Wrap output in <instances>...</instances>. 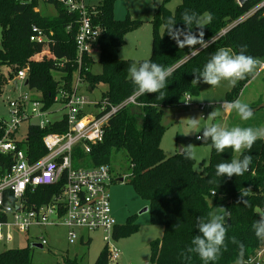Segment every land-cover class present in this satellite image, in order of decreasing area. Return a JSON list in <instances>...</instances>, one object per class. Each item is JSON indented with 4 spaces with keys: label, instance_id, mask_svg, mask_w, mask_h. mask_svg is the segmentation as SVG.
<instances>
[{
    "label": "trees",
    "instance_id": "trees-1",
    "mask_svg": "<svg viewBox=\"0 0 264 264\" xmlns=\"http://www.w3.org/2000/svg\"><path fill=\"white\" fill-rule=\"evenodd\" d=\"M47 1L55 5V15H43L37 10L38 0L28 3L0 0V95L9 79L27 67L29 89L40 92L45 106L51 107L61 90L73 91L79 66L75 43L77 16L68 13L57 0ZM116 1L98 0L97 4L96 21L103 29L98 40L101 72L93 74V58L84 56L79 73L83 81L89 83L90 90L105 85L102 97L117 105L136 94L127 70L137 61L121 58L120 49L126 43V35L142 22L130 15L117 19L114 15ZM171 1L162 0L154 7L151 55L148 58L173 70L167 78V87L162 90L165 98L159 93L143 94L136 98V104L121 108L110 120L102 143L92 146L88 153L76 148L74 165H111L115 153L125 152L130 169L125 178L141 198L148 201L151 222L164 228L162 237L150 244L153 264H204L198 255L187 253L192 238L199 234L197 218L206 217L218 205L225 207L231 213L226 218L227 250L222 249L219 259L209 264H235L239 250L231 243L233 236L245 246L244 260L254 256L264 244L252 229V224L260 218L257 209L264 211V140H257L250 152H244L253 157L250 171L243 176L219 178L215 175L216 165L236 158L233 149L218 154L211 147V141L205 140L210 145L209 162L198 170L196 160L186 159L179 153L166 154L161 145L166 131L161 117L166 108L179 105L186 95H199V86L192 83L193 72L202 70L218 49L226 48L238 54L241 46H246V55L264 58V5L244 17L263 0H249L244 5L237 0H181L173 11L168 8ZM185 10L198 15L211 13L213 19L203 29L208 46L179 48L162 29L170 16L176 19L177 27H185L181 20ZM33 26L40 28L53 42H31ZM223 30L225 33L219 35ZM192 31L198 30L194 26ZM4 66L11 70L4 71ZM54 72L60 74L59 79L53 76ZM250 79L249 75L237 82L226 94L228 102L237 98ZM63 130L65 125L54 124L46 130L31 126L27 138L29 154L33 158L43 155L46 151L43 136L48 131ZM3 132L0 126V138ZM238 158H242L240 154ZM248 189L251 191L244 197L248 201L245 205L241 202V192ZM54 190V186L39 188L38 194L43 198L37 202L47 201ZM138 229L135 216H129L125 223L115 226L114 237L119 240ZM182 253L191 259H186ZM31 261V244L0 252V264H30ZM65 264L80 263L75 257L66 259ZM93 264H110L106 246Z\"/></svg>",
    "mask_w": 264,
    "mask_h": 264
},
{
    "label": "built area",
    "instance_id": "built-area-1",
    "mask_svg": "<svg viewBox=\"0 0 264 264\" xmlns=\"http://www.w3.org/2000/svg\"><path fill=\"white\" fill-rule=\"evenodd\" d=\"M17 1L28 3L33 0ZM57 2L68 13L77 16L75 43L79 71L73 91L61 90L51 107L45 106L40 92L38 97L21 93L16 99L8 101L10 118H0V126L4 130L0 138V246L13 241L19 234L41 230L34 235L32 242L41 243L44 247L48 244V238L43 231L51 227H65L70 244L78 240L91 241L80 231H102L111 264V261L118 262L120 258L114 243V228L118 223L108 194V186L114 180L112 168L109 164L76 167L74 153L77 147L88 153L92 146L102 143L112 117L124 106L136 104L139 95L134 94L116 105L107 97L89 101L79 94L80 85L84 82L79 73L83 58L92 57L94 52L100 50L98 40L103 29L96 21L98 0ZM263 5L264 0L244 17ZM33 32L31 42H53L37 26H33ZM260 68H264V63ZM26 79L28 69L24 67L8 82L17 91L20 82L25 86ZM184 98L186 103L190 102L189 95ZM225 103L220 104L221 109H224ZM55 104H60L62 108L53 110ZM205 107V104L200 105L202 110ZM53 113L61 115L52 118ZM202 117L205 115L202 114ZM24 123L28 124L25 131L22 129ZM54 124L65 125V130L48 131L43 136L45 153L33 158L27 145L29 128L36 126L46 130ZM48 186L55 187L51 197L47 201L37 202L43 198L38 194L39 188ZM245 264H264V244L254 256L245 259Z\"/></svg>",
    "mask_w": 264,
    "mask_h": 264
},
{
    "label": "rangeland",
    "instance_id": "rangeland-1",
    "mask_svg": "<svg viewBox=\"0 0 264 264\" xmlns=\"http://www.w3.org/2000/svg\"><path fill=\"white\" fill-rule=\"evenodd\" d=\"M161 1H116L114 15L117 19H124L127 15H130L131 18L142 22L139 27L126 35V43L120 49L121 58L139 61L150 57L153 10L155 5H158ZM180 1L172 0L168 4V8L173 11ZM38 2V10L43 15L56 14V7L53 3L47 0H38ZM92 57L94 61L92 73L99 74L102 68L99 63V52H94ZM259 60L261 63L256 67L254 73L250 74V81L245 84L236 98L247 103L252 108L254 112L253 118L248 121H242L235 111L228 112L221 109L220 104L228 102L226 94L233 88L228 87L227 81H223L221 86L216 88L201 82L197 84L200 89L198 96L190 97V102L188 103L183 98L179 105L166 108L162 113L161 121L165 125L166 131L161 145L168 156L179 153L178 150L182 146L192 144L200 155V158L196 160V168L202 170L209 162L210 145L205 140L197 139V136H202L205 126L212 123H221L229 129L234 126H264V68L259 70L262 63H264V58ZM4 68L8 69L9 66H4ZM53 76L56 79L60 78L58 72H54ZM88 88V82L81 83L79 94L85 96L89 101L101 100L102 93L106 90V86L103 84L97 85L93 90ZM21 93H29L32 97L40 96V94L30 91L29 87L24 86L22 82L19 83L17 91L10 82H7L0 95V118L5 120L10 118L8 101L16 99ZM201 104L206 105L204 110L200 108ZM61 108L60 104L53 106V110ZM213 111L218 113L214 119L209 116ZM202 114L205 115L204 118ZM60 115L61 113H53L51 117L55 118ZM188 118H198L199 120L198 128L194 132H190L192 130L188 126ZM27 125V123L23 124L22 129L24 131L27 129ZM235 156L238 158L239 153L235 152ZM111 168L114 180L108 186V194L110 195L116 222L122 224L125 223L129 216H135L136 223L139 224V229L135 233L125 238L114 240L120 252V258L118 262L111 261V264H153L151 262L150 244L153 240L162 237L164 228L162 225H156L151 222L149 211H143L148 206V201L141 198L132 185L128 183V179L125 178L130 173V169L124 151L113 155ZM120 177H123L124 181L120 182L117 179ZM40 232L41 230H31L30 233L19 234L13 241L0 246V252L11 248H24L31 244L32 261L30 264H65L66 259H74L75 257L80 264H93L100 251L106 245L102 231H80L84 237L91 238L90 244L83 243L81 240L70 244L65 227H51L43 231L48 238V244L43 248H39L34 246L32 241L34 235Z\"/></svg>",
    "mask_w": 264,
    "mask_h": 264
},
{
    "label": "clouds",
    "instance_id": "clouds-1",
    "mask_svg": "<svg viewBox=\"0 0 264 264\" xmlns=\"http://www.w3.org/2000/svg\"><path fill=\"white\" fill-rule=\"evenodd\" d=\"M212 19L211 13L206 12L203 15H198L194 11L185 10L181 17L185 27H177L176 19L170 16L165 20L162 29L176 42L179 48H195L196 45L204 48L208 46V42L204 39L203 29L211 23ZM194 26L198 31H192ZM245 53L246 46H241L238 54L232 53L230 49H218L211 55L202 70H194L192 83L197 85L203 82L216 88L220 87L223 81H227L228 87H235L238 81L253 74L256 67L261 63L258 58ZM127 71L128 79L134 86L136 94L159 93L163 99L165 98L162 90L167 87L166 81L173 71L172 68H165L149 59H145L133 62L129 65ZM223 107L228 112L235 111L242 121H248L254 116L252 108L240 99L226 102ZM217 115L218 113L213 111L209 116L214 119ZM198 125V118H188V126L192 130L190 132H194ZM197 139L210 140L211 147L218 154L231 148L241 155L242 158H232L230 162L222 161L218 163L216 165V177L243 176L249 171L253 159L251 155H246L244 152L246 150L250 152L257 140H264V126H234L229 129L221 123H212L203 128L202 136H197ZM178 152L186 159L197 160L200 158L195 146L192 144L182 146ZM250 191L251 189L241 192V202L245 205L248 204V201L244 197H247ZM212 195H215V192ZM257 212L260 218L252 224V229L257 238L264 240V211L257 209ZM230 216L231 213L225 207L217 206L209 211L206 217H198L196 228L199 234L192 238L187 253L198 255L204 264L218 260L222 254L221 250H227L225 243L228 232L226 218ZM231 243L237 245L239 250L235 264H245L244 244L237 241L235 236L231 238ZM181 255H184L186 259H191V256L185 253Z\"/></svg>",
    "mask_w": 264,
    "mask_h": 264
},
{
    "label": "water",
    "instance_id": "water-1",
    "mask_svg": "<svg viewBox=\"0 0 264 264\" xmlns=\"http://www.w3.org/2000/svg\"><path fill=\"white\" fill-rule=\"evenodd\" d=\"M238 1V3L240 4V5H244L247 1H249V0H237ZM258 1V0H257ZM28 84H29V80L28 79H26V81H25V86H28ZM17 85V83L15 82V86ZM249 171H250V168H249ZM119 181L120 182H122V181H124V178L123 177H120L119 178ZM149 210V207L147 206V207H145L144 208V210L143 211H148ZM33 245L34 246H36V247H39V248H43V245L41 244V243H33Z\"/></svg>",
    "mask_w": 264,
    "mask_h": 264
},
{
    "label": "crops",
    "instance_id": "crops-1",
    "mask_svg": "<svg viewBox=\"0 0 264 264\" xmlns=\"http://www.w3.org/2000/svg\"><path fill=\"white\" fill-rule=\"evenodd\" d=\"M9 69H10V68L6 69V68L3 67V70H4V71H8ZM259 70H261V68H259ZM31 91L36 92V90H31ZM36 93H39V92H36ZM191 98H192V97H191ZM83 243H86V242H83ZM87 244H90V242L87 243Z\"/></svg>",
    "mask_w": 264,
    "mask_h": 264
}]
</instances>
